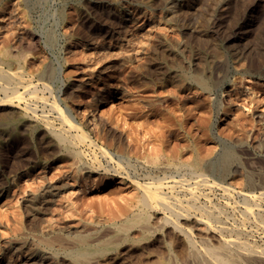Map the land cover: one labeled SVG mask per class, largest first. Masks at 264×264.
I'll return each mask as SVG.
<instances>
[{
    "label": "rangeland",
    "instance_id": "rangeland-1",
    "mask_svg": "<svg viewBox=\"0 0 264 264\" xmlns=\"http://www.w3.org/2000/svg\"><path fill=\"white\" fill-rule=\"evenodd\" d=\"M165 1H1L0 69L23 75L43 99L24 94L0 107V264H73L67 255L79 237L120 249L124 264H198L183 235L160 222L166 211L143 207L136 186L149 183L147 175L165 177L174 187L163 194L186 205L197 171L209 185L230 187L195 190L197 205L222 217L209 227L191 210L178 226L199 249L217 248L220 226L239 228L242 241L264 249V200L246 219L241 194L264 190V0H177L175 13ZM46 66L58 68L62 85L41 77ZM184 74L222 78L221 106L178 82ZM50 103L83 132L65 127ZM59 129L73 138L71 148L55 136ZM84 134L93 145L74 138ZM223 148L236 156L224 183L187 169L196 158L215 162Z\"/></svg>",
    "mask_w": 264,
    "mask_h": 264
},
{
    "label": "bare ground",
    "instance_id": "bare-ground-1",
    "mask_svg": "<svg viewBox=\"0 0 264 264\" xmlns=\"http://www.w3.org/2000/svg\"><path fill=\"white\" fill-rule=\"evenodd\" d=\"M2 0H0L1 3ZM141 0H139L140 2ZM146 1V0H145ZM144 2V1H143ZM30 0H24V5L26 7H28L30 5ZM177 4L178 1L177 0H166L164 3V7H166V10H169L171 13H175L176 8H177ZM33 6V4H31V7ZM31 7H29L30 11ZM179 10V9H178ZM51 33V32H50ZM49 33V35H50ZM37 36V35H36ZM49 39L52 40V36H49ZM178 53V52H177ZM5 55V54H4ZM20 63V62H19ZM178 70V69H177ZM179 72V71H178ZM12 73V72H11ZM176 73V72H175ZM183 74V73H182ZM188 74V73H187ZM14 75V74H13ZM12 74L4 71H2L0 69V93L3 95V98H0V107L2 106H13L14 102H21L25 99L24 94L29 95V97L31 98H36V99H43V98H38L37 95V89H35V87H31V82L29 83H24L22 81L23 78L16 76H13ZM18 75V74H17ZM27 77V76H26ZM42 78H51V77H55V79H57L58 82L61 83L62 85V80L60 79V76L58 75V68L56 69H51L50 67L48 68L46 66V68H44V70L42 71L41 74ZM30 79V78H29ZM25 81V80H24ZM178 82H181L183 84H185L188 87H194V89L196 88V90H199L201 92H204L206 94H211L214 96L213 98V103L211 104V107L214 105L215 107L221 106V102L219 101V96H218V90L221 88L222 85V78H219L217 80H211V79H207L205 77L202 76H196V75H183L181 76L179 79H177ZM27 82V81H25ZM29 82V81H28ZM42 86L44 87V89H49V86L46 83H42ZM22 88L23 92L20 93L19 88ZM19 90V91H18ZM40 90V89H39ZM50 92V91H49ZM114 95H120V93L116 92L113 93ZM39 100V101H40ZM51 108L53 111H56V113L58 114L59 119L61 120L62 124L65 125V127L67 126L69 129H73L76 132L75 133H80L83 132V129H81L79 126H77L74 122H72L71 120H69V118L67 117V115L62 112V110H60V108L58 107V105L56 103H50ZM26 107V106H25ZM215 110V109H214ZM218 110V109H217ZM216 111V110H215ZM212 112V110H211ZM27 114V113H26ZM216 114V112H215ZM25 115V114H23ZM30 115V114H29ZM35 115V114H34ZM263 120V119H262ZM204 123V122H203ZM64 129V128H62ZM67 129V128H66ZM65 129V130H66ZM59 131H61L59 129ZM69 131V130H68ZM66 131H61L59 133H55L58 138L59 141L63 142V143H67L69 144L70 148L71 145L75 142L71 141V138L68 137V135H66L65 133ZM72 133V132H71ZM74 133V132H73ZM54 134V133H53ZM81 134V133H80ZM83 136V134H82ZM81 135L78 136H74L75 139H79L80 142H83L84 140L90 144L93 145V142L87 138H85V134H84V138H82ZM73 140V138H72ZM79 140H77V143L81 145V143L79 142ZM82 140V141H81ZM76 141V140H75ZM84 141V142H85ZM83 142V143H84ZM76 145V144H75ZM89 145V146H90ZM63 146V145H62ZM83 146V145H82ZM68 147V146H67ZM66 147V148H67ZM79 148V147H78ZM76 150V149H75ZM100 151H102V154L105 155V157L110 158V155L106 152V150H103L102 148H99ZM72 151V150H71ZM74 151V150H73ZM72 151V153H73ZM81 151V150H80ZM83 153V152H82ZM76 155H79V153L77 152ZM83 155V154H82ZM78 157V156H77ZM156 158V157H155ZM199 158L195 159V162L193 163L192 166H187L188 167H192L191 171H193L192 169L194 168L195 170H201L204 172H208L212 175H214L215 177L218 178L220 183H224V181L228 180L230 177V172L233 169V163L236 161V156L233 152V150L231 148H223L217 155V158L215 160V162H205L202 163L201 160H198ZM82 160V158H81ZM80 160V161H81ZM95 160V159H94ZM112 160V159H111ZM111 160L109 162H111ZM117 160V159H116ZM124 160V159H123ZM159 161V160H158ZM122 162V161H121ZM149 163V161H147ZM152 165L157 166V159H154L152 162ZM138 164V163H137ZM183 167V166H182ZM84 169H87L86 171L92 172L94 171L93 169L96 168H92V167H85ZM236 169V168H235ZM83 170V169H82ZM99 170V169H98ZM154 170V169H153ZM158 170V169H157ZM190 170V168H189ZM97 171V170H96ZM184 171V170H183ZM187 171V170H186ZM197 171V170H196ZM189 172V171H187ZM198 172V171H197ZM196 172V173H197ZM96 173V172H95ZM196 173H192L193 175H195L194 178H201L200 181H196L195 184H197L192 188H188V190L186 191V193H189L190 197H187V199L189 198V200L187 201L186 205H183L182 202L176 198V199H172L170 197H166L162 190L164 188H173V187H169L166 186L165 183L163 182L164 179H166L165 177L163 179H159V178H155V177H151V175H147L148 180L150 181L149 183H145V184H139L137 183L136 186L139 187V189H141L142 197H141V204L143 207H148L153 209L152 205H157L160 206V210L161 208L163 209V211L166 212H162V217L161 219L159 218L160 222L165 223V224H172V228L173 232H175L176 234L177 231L179 233H181V235H183V239L186 242L187 247L190 250V253L188 254L191 255V258L194 259V261H196L198 264H259V263H264V249L258 250L255 249L253 247V245L251 246L250 244H248L247 242H244L241 240V234L243 233L242 230H240L239 228L236 229H228L225 226H220L218 227V229L220 230V234L213 236L216 239L217 242V248H213V247H203L202 244V249H199V244L197 245L195 240L191 237V235L189 234L188 231L183 230L182 228H180L179 225V220H188L190 217V211H198L202 216H201V220L199 219V221H201L202 223L206 224L209 227H212L211 224L209 223V221L214 220L216 221L217 219H219V217L222 215V211L220 212H212L210 211V209L205 210V208L203 209L202 206L200 207V205L198 206L197 204L199 203V196L196 195V187L199 189L201 187L198 186H206L205 184H208L207 180V176L205 175V173L201 172L199 174ZM140 174V173H139ZM148 174V173H147ZM146 176V175H145ZM252 176V175H251ZM139 177V176H138ZM250 177V175H249ZM249 185L252 186V184H254L253 179L249 178ZM259 177V176H258ZM185 178V177H184ZM253 178V177H252ZM136 179V178H135ZM182 180V179H181ZM185 180V179H184ZM180 181V186L186 185L184 184V182L187 181ZM171 181V180H170ZM177 181V180H176ZM246 181V182H247ZM247 182V183H248ZM168 183V182H167ZM264 183V182H263ZM175 184V182H174ZM209 185V184H208ZM211 185H216L217 188L218 186L221 187L223 189L224 192H228L230 193V187L229 186H225V185H219L216 182L211 183ZM206 186V187H210ZM255 185V184H254ZM172 186V185H171ZM190 186V185H187ZM211 186V187H212ZM182 188V187H181ZM187 188V187H186ZM213 188V187H212ZM264 188V187H263ZM220 189V188H219ZM175 190V189H174ZM180 190V189H179ZM260 190V189H259ZM209 191V190H208ZM232 191V190H231ZM179 193V192H178ZM50 194V193H49ZM184 194V193H183ZM225 194V193H224ZM243 196V201L245 202V207H244V217L246 219H249L250 217L254 216L255 214V210H257V208H260V202L264 200V190H261L260 192L258 191V193H252V192H244L242 193ZM167 195V194H166ZM230 196V195H229ZM203 198V197H202ZM140 199V197H139ZM185 201V200H183ZM198 202V203H197ZM184 203V202H183ZM142 207V208H143ZM155 207V206H154ZM243 207V206H242ZM140 208V207H139ZM215 209V208H214ZM213 209V210H214ZM156 210V209H155ZM148 211V210H147ZM154 211V210H153ZM219 211V209H218ZM262 211V210H261ZM260 211V213H261ZM257 212V211H256ZM264 212V211H263ZM164 213V214H163ZM142 214V213H141ZM257 215V214H256ZM255 215V216H256ZM206 218H205V217ZM260 216V214H259ZM222 217V216H221ZM258 217V216H257ZM177 219L176 223H174L172 221V219ZM194 218V217H193ZM192 218V219H193ZM205 219V220H203ZM192 221V220H191ZM195 221V219H194ZM198 221V222H199ZM243 221V220H242ZM257 221V220H256ZM182 222V221H181ZM217 222V221H216ZM241 222V220H240ZM244 225V224H243ZM249 225V224H248ZM264 226V225H263ZM182 227V226H181ZM208 227V228H209ZM262 227V226H261ZM264 229V227H262ZM130 229V228H129ZM153 229V228H152ZM185 229V228H184ZM211 229V228H210ZM214 229V228H213ZM217 229V232H219ZM124 230V229H123ZM187 230V229H186ZM216 230V229H215ZM145 231V230H144ZM210 231V230H209ZM212 231V230H211ZM224 231H229V233L234 234L235 238H232L230 235V238H226L223 237L222 232ZM242 231V232H241ZM167 232V231H166ZM226 232V233H227ZM245 232V231H244ZM225 233V232H224ZM225 233V234H226ZM213 234V233H212ZM224 234V235H225ZM169 235V234H168ZM210 236V235H209ZM78 237V236H77ZM229 237V236H228ZM243 238V237H242ZM168 239V238H167ZM182 239V240H183ZM170 240V239H169ZM77 241V240H76ZM247 241V240H246ZM46 242V241H45ZM54 242V241H53ZM78 247L75 248L73 251H71L70 253H68L67 257H69L71 259V262H73V264H89L90 258L93 257L94 260L93 262H91L92 264H124L122 262H120V259H123V255L122 252H120L117 248L113 247V246H109V245H104V246H89L86 242V240L82 237L78 238ZM44 243V242H43ZM169 243V242H168ZM170 244V243H169ZM173 244V243H172ZM113 245V244H112ZM158 245V244H157ZM160 245V244H159ZM199 247H197V246ZM206 245V243H205ZM45 246V245H44ZM46 246L48 248L51 247L50 243H47ZM130 246V245H129ZM154 246V244H153ZM178 246V244H177ZM256 247V246H255ZM161 248V247H160ZM182 248V247H181ZM152 249V248H151ZM156 249V248H155ZM153 249V250H155ZM183 249V248H182ZM125 250V249H124ZM128 250V249H127ZM161 250V249H160ZM156 251V250H155ZM126 252V251H124ZM140 252V251H139ZM128 253V252H127ZM155 253V252H154ZM188 253V251H187ZM136 254H138L136 252ZM157 254V253H156ZM163 254V253H162ZM133 255V254H132ZM135 255V254H134ZM139 255V254H138ZM136 255V256H138ZM141 257H143L144 259H146L147 261H149V259H153L152 258V254L151 253H142L141 252ZM171 255V254H170ZM180 255V254H179ZM41 256V254L39 255ZM121 256H123L121 258ZM127 256V255H126ZM178 256V255H177ZM185 256V255H184ZM128 257V256H127ZM139 257V256H138ZM139 257V258H141ZM163 257V255H162ZM190 257V256H189ZM161 258V257H160ZM172 258V257H171ZM182 258V257H180ZM137 259V258H136ZM134 260V259H132ZM154 261L156 260L153 259ZM193 261V260H192ZM134 262V261H133ZM138 262V261H137ZM148 263V262H147ZM141 264V263H140ZM195 264V263H194Z\"/></svg>",
    "mask_w": 264,
    "mask_h": 264
}]
</instances>
